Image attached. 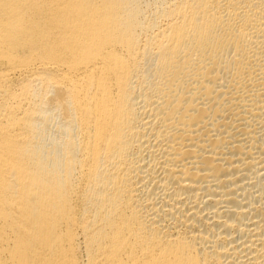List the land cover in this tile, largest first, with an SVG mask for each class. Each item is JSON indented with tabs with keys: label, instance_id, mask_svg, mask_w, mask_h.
<instances>
[{
	"label": "bare ground",
	"instance_id": "bare-ground-1",
	"mask_svg": "<svg viewBox=\"0 0 264 264\" xmlns=\"http://www.w3.org/2000/svg\"><path fill=\"white\" fill-rule=\"evenodd\" d=\"M0 264H264V0H0Z\"/></svg>",
	"mask_w": 264,
	"mask_h": 264
}]
</instances>
